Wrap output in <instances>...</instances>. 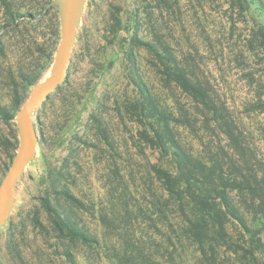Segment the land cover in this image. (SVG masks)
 Returning <instances> with one entry per match:
<instances>
[{
	"label": "trees",
	"instance_id": "1",
	"mask_svg": "<svg viewBox=\"0 0 264 264\" xmlns=\"http://www.w3.org/2000/svg\"><path fill=\"white\" fill-rule=\"evenodd\" d=\"M157 2L165 4L166 0ZM2 3L7 21L0 25V32L5 27H18L21 18L39 16L38 12L15 9L9 0ZM234 4L246 14L256 4L264 13V0H234ZM251 18L250 47L264 52V23ZM135 22L137 26L139 20ZM134 33L128 57L138 73L134 77L138 93L123 103V112L140 121L135 134L140 158L135 162L116 160L118 155L130 154V147L114 144L103 119L93 114L108 145L104 152L111 158L106 164V196L87 200L69 182L70 164L49 165L44 179L46 193L40 196L41 210H34L28 220L23 218L22 226L30 221L53 234L68 264H78V246L103 251L116 264H184L190 251L195 253L197 264H264L262 141H257L240 105L229 102L204 59L198 61L192 54L181 57L157 32L153 40L142 38L137 30ZM59 41L58 36L47 46L38 44L45 60L40 65L37 58L34 72L22 70V82L14 86V108L0 103V120L15 119L30 88L54 62ZM136 46L150 51L168 97H162L142 77ZM262 87L260 83L248 111H264ZM168 98L174 100V106ZM12 137L13 141L7 136L1 140L15 151L20 143L18 130ZM40 143L44 147L43 140ZM148 148L159 152L158 160L151 159ZM13 155L10 153V159ZM7 169L9 165L4 172ZM142 170L149 182L143 179V186H136L134 193L130 180L135 181L134 176ZM42 211L46 222L40 216ZM85 214L97 219L102 233L89 226ZM11 246L17 251L14 237ZM18 260L16 264H35Z\"/></svg>",
	"mask_w": 264,
	"mask_h": 264
},
{
	"label": "rangeland",
	"instance_id": "2",
	"mask_svg": "<svg viewBox=\"0 0 264 264\" xmlns=\"http://www.w3.org/2000/svg\"><path fill=\"white\" fill-rule=\"evenodd\" d=\"M9 1L23 13L31 11L39 15L35 19L21 18L18 27H5L0 32V103L13 109L15 82L21 84L22 70H36L37 58L40 65L45 60L40 56L38 44L47 46L58 36L61 40V17L59 5L48 6L49 0ZM5 10L0 0V25L7 21ZM253 16L264 23V13L256 4L246 14L234 0H166L165 4L157 0H86L67 76L32 115L40 141L35 158L15 185L10 218L0 227V264H16L18 259L35 264H68L53 234L36 228L30 221L24 227L21 221L28 220L34 210H41L40 196L46 193L44 179L49 165L70 164L69 182L75 192L87 200L104 199L108 190L106 164L111 158L104 152L108 145L94 123L93 114L103 119L114 144L130 147V154L118 155L116 160L135 162L140 158L135 139L140 121L123 112V103L138 93L134 83L138 73L128 57L135 30L146 40L155 39L157 32L181 57L192 54L198 61L204 59L229 102L240 105V110L245 112L247 124L264 148V111L246 109L251 100H256L254 95L260 83L264 90V52L251 49L248 41ZM134 53L142 77L162 97H168L150 51L136 46ZM52 65L38 82L50 74ZM168 103L175 105L172 98H168ZM17 130L20 141L17 118L9 122L0 120V183L19 149L6 148L1 138L7 136L13 141ZM147 151L153 161L158 160V151L150 148ZM10 153H14L11 159ZM7 165L9 169L4 172ZM143 174L142 170L134 176L135 181L130 180L134 193L138 190L136 186L141 188L143 179H147ZM145 192L149 193L147 185ZM40 216L47 221L45 212ZM85 218L89 226L102 233L94 216L85 214ZM12 237L17 242V251L11 246ZM75 251L78 264H116L94 248L78 246ZM184 264H197L193 251Z\"/></svg>",
	"mask_w": 264,
	"mask_h": 264
},
{
	"label": "water",
	"instance_id": "3",
	"mask_svg": "<svg viewBox=\"0 0 264 264\" xmlns=\"http://www.w3.org/2000/svg\"><path fill=\"white\" fill-rule=\"evenodd\" d=\"M85 1L52 0L48 4V6L59 5L60 7L61 40L50 74L34 85L16 116L19 124L20 146L10 170L0 183V227L10 218L15 203V185L37 153L40 135L32 115L67 76L68 64Z\"/></svg>",
	"mask_w": 264,
	"mask_h": 264
}]
</instances>
